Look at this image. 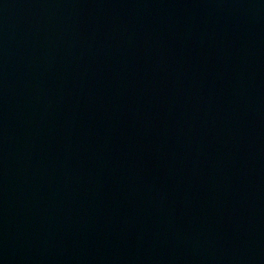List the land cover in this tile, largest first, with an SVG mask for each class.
Listing matches in <instances>:
<instances>
[{"label": "water", "instance_id": "obj_1", "mask_svg": "<svg viewBox=\"0 0 264 264\" xmlns=\"http://www.w3.org/2000/svg\"><path fill=\"white\" fill-rule=\"evenodd\" d=\"M0 264H264V0H0Z\"/></svg>", "mask_w": 264, "mask_h": 264}]
</instances>
